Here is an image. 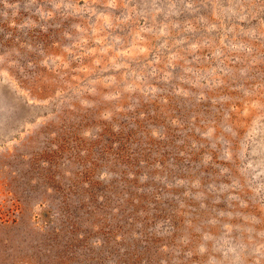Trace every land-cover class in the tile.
<instances>
[{
	"label": "rangeland",
	"instance_id": "374dc122",
	"mask_svg": "<svg viewBox=\"0 0 264 264\" xmlns=\"http://www.w3.org/2000/svg\"><path fill=\"white\" fill-rule=\"evenodd\" d=\"M0 264H264V0H0Z\"/></svg>",
	"mask_w": 264,
	"mask_h": 264
}]
</instances>
